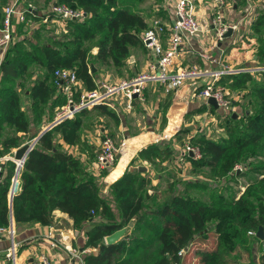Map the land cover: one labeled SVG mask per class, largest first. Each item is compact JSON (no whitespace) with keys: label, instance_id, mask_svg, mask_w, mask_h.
I'll return each mask as SVG.
<instances>
[{"label":"trees","instance_id":"16d2710c","mask_svg":"<svg viewBox=\"0 0 264 264\" xmlns=\"http://www.w3.org/2000/svg\"><path fill=\"white\" fill-rule=\"evenodd\" d=\"M1 1L5 3L0 4L2 22L3 7L10 0ZM55 2L81 8L85 16L82 20L62 19L68 33L59 37L48 34L44 38L38 28L32 32L31 39L14 38L7 47L0 61V157L13 154V147L38 135L39 130L29 134L31 127L42 126L43 119L39 122L26 112L23 96L28 97L33 105L49 104L48 115L44 112L41 115L49 121L54 118L53 109L62 103L53 78L55 68H73L81 88L92 89L96 86L98 69L111 66L122 73L131 48L145 46L142 31L147 27V21L138 0ZM244 2L246 4L247 0ZM23 3L19 0L21 6ZM158 9L161 11L160 6ZM43 14H39L36 7L28 10L26 18L15 24L14 29L24 27L32 18L41 19ZM250 25L252 32L246 35L251 43L249 50L256 62L264 63V7L258 9ZM241 41L229 43L223 57L227 58ZM94 46L96 52H92ZM32 63L43 66L50 77H37L21 91L20 86ZM90 63L97 66L94 72H90ZM255 72L262 78L257 79L248 70L222 74L217 80L219 83H225L230 90L246 91L243 97L248 100L247 107L236 117L232 112L223 119L217 115L223 126L222 135L213 137L199 131L188 139L191 145L198 147L200 155L186 152L185 159L195 167H208L212 178H237L245 171L238 173L236 164L241 165L252 156L264 154V69ZM168 103L166 100L163 104V113ZM232 103L239 104V101L233 100ZM207 107L201 102L185 116L203 112ZM208 109L217 114L213 105ZM94 112L107 114L119 123L112 108L97 104L53 124L39 135L28 152L18 173L21 181L11 194L16 162L12 158L0 160V226L9 225L11 220L49 224L54 219L55 209L66 212L75 228L89 223L84 247L91 250L84 254L83 264H264V248L259 245L257 255L252 249L253 241H259L258 236L253 234L250 238L247 235L249 230L264 223V160L244 164L245 169L255 175L238 196L232 193L225 197L217 189V194H211V201H207L196 194L178 191L157 202L156 193L148 192L151 178L143 176L146 168L144 165L140 168V160H146L159 172L165 169L167 165L163 162L172 157L176 148L170 140L146 143L107 188L106 194L115 202L114 209L112 202L103 195L97 175L87 172L81 158L65 148V145L80 144V148L96 155L95 148L81 135L82 128L87 126L86 119ZM165 121L163 115L162 123ZM183 127L175 133L174 140L181 146L184 134L189 130ZM6 129L9 131L5 133ZM107 130L112 135V129ZM135 161L140 164L134 166ZM106 170L102 169L101 174ZM187 185L206 186L204 182L191 181ZM210 206L215 211L213 222L208 224ZM97 216L104 220H95ZM133 216L136 221L129 236L112 243L105 242V235L126 224ZM210 234L214 237L211 246H196L193 250L191 244L195 239L201 240ZM191 251L195 258L192 263L187 260Z\"/></svg>","mask_w":264,"mask_h":264},{"label":"crops","instance_id":"0c3cea01","mask_svg":"<svg viewBox=\"0 0 264 264\" xmlns=\"http://www.w3.org/2000/svg\"><path fill=\"white\" fill-rule=\"evenodd\" d=\"M138 1L140 2V6L142 7V13L145 17V20L147 21V26L151 25L154 19H159L160 21H163V22L169 21L168 10H166L168 13V16H167L166 12H163L162 10L159 11L158 9L159 7L155 8L156 5L164 6V8H166L165 7L166 2L164 4V1L166 0H138ZM224 3L221 6L217 1L216 4H213L212 6L217 7V12L219 11L222 15V18L227 20L225 18L226 14L223 13ZM252 3L256 4L253 8L252 15L249 16L247 12L241 10L240 12H237L236 14H231L232 17L230 18V20L237 22L238 27L239 26L246 27L247 25L241 24V21L243 20L245 16H247L248 19L246 20L247 21L246 23H248V27L246 28L247 31L244 32V34L246 35L249 34V32H252L250 24L252 20L257 16L258 9L261 7H264V0H247L246 5L251 6ZM233 4L235 6V3ZM197 7H198L197 14L199 17L200 29L193 38H190L188 40L189 44L187 43L183 44L181 51L176 57L174 67L175 68L176 66L177 67H181V66L188 67V66L197 65L198 68L208 71L209 69L217 68L219 66L218 64L214 62L206 61V59L204 60L200 56V52L202 51L207 52L211 57L220 53L224 61L227 59L223 57V51L226 48V46L229 43H233V41H235L239 37L238 35L243 36V33L239 34L240 31H239V28L237 27L236 30H233V33L231 35L222 38L221 39L222 53L218 47L215 49L212 48L211 45L214 42H216L217 44L218 41H220V39H218L216 35V31L212 23V18L217 12L213 16L208 15V11L205 9L206 8L205 3L198 4ZM38 13L40 14L41 12H39L38 10ZM239 23L241 25H239ZM210 30L212 32L214 40L216 41L208 42L207 33ZM96 51H97V47L95 46L93 47L92 52H96ZM5 52L6 50L3 52L2 57L4 56ZM131 54L132 56L129 58L130 63H128L125 68V71L127 73L130 74L131 72H133V74L129 76H133L140 72L146 71L149 67V63L153 61L149 51L147 50L145 46L132 47ZM2 57L0 56V61ZM252 57H254V55H252ZM253 60L255 59L253 58ZM95 67L97 69V66ZM99 70H104V68L98 69V72L96 75H101L100 74L101 71ZM208 75L209 74L205 76L202 75V76L189 77L185 79L183 85L180 88L169 90V91L165 90L163 85L160 84L158 81H155V80L147 81L145 84L144 90H143L144 99L143 100L135 99L133 101L132 107L125 109L124 113L121 110H119L118 107H116V104L114 103L113 100H111L112 104L97 103V104H105L109 108H112L114 112L116 113L117 117L119 118L118 124L113 123L114 119L111 118L113 120V122L110 123L111 126L113 125L112 129H114L116 125L118 126L120 124L122 115L124 116L125 112L131 111L134 108L135 101L138 104V106H140V104L141 105L144 104L145 106V101H146L145 99L146 98L149 99V96H152V98L156 100V108L158 106L157 110L159 113L156 110H153V109L151 110V111H154L153 113L154 121L156 119V116L158 117V115L160 114V117H158L159 122L157 124H153V126L148 125V127H145L147 128L146 130L138 132L136 133V135H132V137H130L131 135H126L127 137H125V139H122V141L125 140V143L129 147L125 148L124 151L121 150L119 152V154L117 155L118 162L116 166L113 167V169L111 168L110 170H108L107 174H104V175L102 174L99 177L97 176L99 180V187L103 193L105 190L107 191V188H108L107 182H106L107 175L108 174L112 175L113 178L112 179L110 178L111 181L119 177L120 174L123 172L125 166L129 164L131 158L137 154L138 149H140L142 145H145V143L164 140L165 138L169 137V135H171L172 132L174 131L173 130L172 132H170L169 128L171 127V125H172V129H176V127H179L180 125H183V124L186 125L187 123L192 124L195 122V120L190 117L185 119V114L190 109L200 105L201 102L199 101L198 97L192 95L193 88H195V86L197 85H203L205 81L208 79ZM121 78H124V77H121ZM121 78H118V79H121ZM118 79H114L111 81H115ZM95 81H99V80H96L95 78ZM166 100H169V103L167 104L166 110L163 113L162 108ZM94 106L89 107V108H93ZM207 110L201 113L205 114L208 112ZM209 113L211 112L209 111ZM163 115L164 117H166V121L164 124L162 123ZM187 120H189V122H187ZM103 126L104 125L100 127L101 133L104 128ZM193 131H196V129H193ZM83 137L85 138V141L88 144H91L93 141L94 143H96L97 141V139L96 140L93 139V136L90 133L84 134ZM25 142H30V141L25 140L20 145H22ZM79 146L80 144L67 145V149L73 154H76L81 158V160L83 161L85 165V169L87 172L97 175L92 165V161H90L92 159H89V156L93 157L94 159L95 158V156H93L94 154L91 155V151H89L86 148H80ZM174 146L176 148L175 152L173 153L172 157L169 160L163 162L167 166L165 167V169L159 171V173H157V170L153 167V165H151L146 160H144V162H147V164L145 165L141 161H140L141 164L139 162L138 163L140 164V166L144 165L147 171H149L151 174L157 173L159 175L165 172V170H174V168L175 169L179 168V170H182L180 166H184L186 165V163L194 166L187 159L182 162L179 161L178 156L180 154L181 146L175 141H174ZM17 147H13L11 151H14ZM96 150L97 148H95V151ZM7 154L6 156H8ZM4 156L5 155L1 156L0 160L4 159ZM87 160H89V162ZM120 163H122V166L119 168V166L121 165ZM181 172L183 173V170ZM153 178H156V176ZM110 179H108V181H110ZM20 181L21 180L19 179V182ZM53 214H54V219L49 224H42L40 222H18L16 223L14 221L13 222V228H14L13 234L8 233L7 231L0 233V264H13L12 260L6 256L7 247L11 244L12 240H14L16 243L15 264L17 263L35 264L37 260V255L39 252H44L45 254L48 255V257L52 261L58 264H83L84 254L90 250L89 247H84V243L86 240V229L89 226V223L85 224L81 228H75L73 226L72 218L69 217L66 212H63L59 209H55L53 211Z\"/></svg>","mask_w":264,"mask_h":264},{"label":"built area","instance_id":"2783aa9c","mask_svg":"<svg viewBox=\"0 0 264 264\" xmlns=\"http://www.w3.org/2000/svg\"><path fill=\"white\" fill-rule=\"evenodd\" d=\"M166 2V4H165ZM222 6L223 0H218ZM165 7L169 12V21L163 22L159 19H154L151 25L147 26L142 31V41L149 51L152 60L146 71L140 72L136 75L124 77L115 81L100 79L96 81V86L92 89L81 88L80 79L73 68L57 67L53 70L54 82L57 88L61 90L66 97L65 105L54 115L50 122L55 124L65 118L74 116L80 109L89 108L97 103H109L114 101L116 97L125 98L126 108H131L135 99H144V87L147 81L155 80L163 85L165 90H174L180 88L185 78L193 76L208 75V79L203 85H197L193 88V96L198 97L200 102L207 104V98L213 96L218 107H215L217 112L221 114H229L232 109V101L225 94L224 84L219 83L218 78L228 72H237L240 70L255 71L264 69V66H243L236 67L227 64L223 61L220 53L210 56L207 52H200V56L206 61H211L218 64L219 67L204 70L198 68L197 65L188 67H174L176 57L183 44H189V39L193 38L200 29L199 17L196 13L197 3L195 0H166ZM35 10V6L28 2L27 5L21 6L19 0H10L3 7V18L0 25V56L7 49L9 44L14 40V26L26 18L28 10ZM56 17L62 19L76 18L82 20L85 12L81 8H76L66 2H53L49 8L44 12L41 21L46 22L49 19L53 20ZM212 23L216 31L218 39H222L224 32L232 27L236 30L237 22L232 20H225L218 11L212 18ZM242 36V35H239ZM212 48H217L218 45L214 42ZM222 53V48H221ZM114 96V97H113ZM125 144V140L121 144L115 142L114 138L109 134L107 129L103 128L101 133V141L96 150V155L92 161L94 169L101 170L111 166L121 150V145ZM192 152L194 156H199L197 146L191 145L186 141L178 156L179 161H184V153ZM10 158V156H4ZM237 170L241 169L240 164H236ZM19 173V172H18ZM18 174L12 177V192L18 184ZM13 220L7 226H0V233L7 231L10 234L14 233ZM251 232V230H250ZM71 249V248H70ZM76 255V254H75ZM6 256L10 258L15 264L16 261V243L12 240L7 247ZM35 264H58L52 261L47 254L39 252Z\"/></svg>","mask_w":264,"mask_h":264},{"label":"rangeland","instance_id":"374dc122","mask_svg":"<svg viewBox=\"0 0 264 264\" xmlns=\"http://www.w3.org/2000/svg\"><path fill=\"white\" fill-rule=\"evenodd\" d=\"M22 1L24 2L23 3L24 7L27 5L28 2H30L37 8V10H39V12L42 13V12H45L49 8L50 4L55 2L56 0H22ZM195 1H196L197 5L205 3V5H206L205 9L208 11V15L213 16L217 12V7L212 6V5L216 4V2L218 0H195ZM223 1L225 2L224 6H223V8H224L223 13L226 14L225 18L227 20H230V18L232 17L231 14H236L237 12H240L241 10L247 12L249 16L252 15L253 14V8L256 5L254 3H252L251 6L246 5L244 0H223ZM234 2H235V6L233 4ZM1 3L5 4L0 0V4ZM142 4H144V3H142ZM157 7H159V5L155 6V8H157ZM0 8H1L0 10H2L1 6H0ZM196 8H197L196 13H197L198 7H196ZM160 10L165 12L167 9L164 8V6H160ZM225 12H227V13H225ZM247 19H248L247 16H245L243 18V20L241 21V24L247 25L246 27H243V26L238 27L239 31H240L239 34L243 33V36L238 35L239 37L235 41H233V43H235L238 40H242L241 41L242 43L239 46L236 45V47L232 48V51H231L232 53H229L227 59L224 61H225V63H227V64L229 63L230 65H233L236 67L264 66V63L256 62L255 60H253L254 57H252L251 51L249 50L251 43H250V41H247L246 34H244V32L247 31L246 28L248 27V23H246ZM241 24L239 23V25H241ZM0 25H1V19H0ZM38 28H39V31H41L42 34L44 35V38L48 34L49 35L56 34L57 37H59L64 33H68L67 29H66V23L64 22V20H62V18L55 16V18L53 20L49 19L48 21L43 22L40 20V18L36 17V18H32L31 21H29L24 27H22L20 29L17 28V30H15L13 33L14 38L28 37L31 39L32 38V36H31L32 32L35 30H38ZM207 40H208V42L216 41V40H214V37L212 35L211 30L207 33ZM92 49H93V47H92ZM147 50L151 51V53H152V50H150V49H147ZM131 56H132V54H130L129 57L127 58V64L130 63L129 58ZM127 64H126V66H127ZM126 66L123 68L122 73L116 72L113 69V67H111V66L104 67L105 71L99 70V71H101L100 72L101 75H95V78H96V80H100L102 78L104 80L111 81V80L118 79L121 77H128L129 75L133 74V72H131L130 74L127 73L125 71ZM28 72H29L28 76H26L23 79L22 84L20 86L21 91H23L24 88L29 86L30 83L35 78H37V77L39 78V77H43V76L44 77L49 76L46 73V70L43 68V66H39L36 63H34V64L32 63L29 66ZM41 72H43V74H41ZM252 72H253L254 77H256L257 79L262 78V76L259 73L256 74L255 71H252ZM45 73H46V75H45ZM222 84H224L226 96L231 101H233V100L239 101V104H233L232 103L231 112H236L240 115L242 113V111L245 109V107H247L246 106L247 98L243 97V92H246V91L230 90L229 87L225 83H222ZM58 93L61 94V96H62V103L59 105V107L57 109H53L54 115H56V113L63 108V106L65 105V101H66L65 94L61 90L58 91ZM145 100H146L145 106H144V104H142V105L140 104V106H138V104L135 101L134 102L135 106L132 109L133 111L131 110V111L125 112L124 116L122 115V119L120 120V124L118 126L116 125V127L114 129H112L113 125L112 126L110 125V123L113 122L112 119H114V118H112L111 116H108L107 114H105V115L104 114H97L94 112L92 117L86 119V124L88 127L85 126L82 128V130H81L82 138H83L84 134L90 133L93 136L94 140L97 139L96 143H94V141L91 143V146H93V149L98 148L100 141H101V128L100 127L102 125H104V126H106L107 129L108 128L112 129V135L111 136L114 138L115 142H117L118 144H121L122 139H125V137H127L126 135H131L130 137H132V135H136V133L146 130L147 128H145V127H148V125L153 126V124H157L159 122L158 117H160V114L158 115V117L156 116V119L154 121V116H153L154 111H151L153 109V110H156L158 112V110H157L158 106L156 108V100L153 99L152 96H149V99L146 98ZM23 101H24V106H25L26 112L28 113V115L31 118L38 119L39 122L41 121V119H43L41 121L43 127L47 126L53 120L52 119L49 121L48 120L49 118H47V117L43 118V116L41 115L42 112H44L45 115H48L49 104H34L33 105V104H31L30 100L26 96H23ZM114 103L116 104V107H118V109L121 110L123 113H124V110L127 109L125 106V98L124 97H119V96L116 97V99H114ZM207 111L208 112L205 114H202L201 112H196L192 115L185 116V119L190 117V118H193L195 120V122L192 124L191 123H187L186 125L183 124L184 127L189 128V130H187L186 133L184 132L185 134H184V137L182 139V142L185 143L186 141H188V139L190 138V136L192 134H194L195 132H199V131H203L206 134L212 135L213 137H218V136L223 134V132H224L223 128H222L223 126L220 125V118H218L217 115L219 114L221 119H223L225 116H227V114H221L217 111H216L217 114L212 113L209 109ZM209 111L211 113H209ZM47 121H49V122H47ZM187 122H189V120H187ZM113 123L117 124L115 119H114ZM42 126L34 125L29 130V134H34L38 130L41 131V129L43 128ZM180 127H182V125H180L179 127H176V129H172V125H171L169 130H170V132H172L173 130L174 131L172 132L171 135H169V137L165 138L164 140L165 141L170 140V141L174 142L175 133L180 129ZM193 129H196V131H193ZM8 131L9 130L6 129L5 133ZM33 139L34 138H31L29 141H32ZM159 141H163V140H159ZM127 147H129V146H127V144L125 143L123 146L121 145V150L124 151V149ZM65 148L67 149V145H65ZM262 154H257L255 156H252L249 159H247L244 163H241L242 168L237 170V172L239 173L241 170L242 171L244 170L245 173H243V174L239 175L237 178H233V179H228L227 177H223V178H219V179L212 178L210 175L209 168H207L205 166L194 167V166L189 165L187 163L184 166L179 165L180 168H182L183 173L181 172L182 170H179V168L178 169L174 168V170L171 172L165 170V172H163V173H161V175H159V174H157L159 172L151 174L146 169V172L143 176H149L151 178V183L147 186V188H148L149 193H153V192L156 193L157 202H162L163 200H165L169 196L170 193H176L178 191H185V193L187 195L196 194V195L204 198L207 201H211V194H217V189H220L223 196H225V197H229L230 194H232V193H236V196H238L241 193V191H243L245 189L250 178H252V176L255 175V173H253L252 171L245 169L246 167H244V164H253V163H257L259 161H263L264 160V158H263L264 154L263 155ZM7 155L10 156V158H13L12 153H8ZM89 159H92L90 161L94 160L93 157H90V156H89ZM87 161L89 162V160H87ZM140 161L144 165L147 164V162H144V160H140ZM117 162H118V159L116 158L115 162L111 166L106 168L107 170L105 171V173H103V175L107 174V171L110 170L111 168L113 169V167L116 166ZM138 162L139 161L134 162L133 165L136 166V164ZM120 164L121 165L119 166V168L122 166V163H120ZM127 166L128 165L125 166L124 170L126 169ZM101 170L95 169L97 176L102 175ZM246 170H247V172H246ZM110 175L111 174L107 175V180H106L107 187L111 184V182H113L116 179L115 178L114 180L111 181V179L113 177H112V175L110 177ZM155 176H156V178H153ZM108 179H110V181H108ZM190 181L191 182H204L206 184V186H205V188H200V187H196V186H192V185H187V183ZM106 193H107V191L105 190L103 195H105L106 199H108L110 202H112L113 208L115 209L114 200H112L110 198V196ZM146 202H148V204H152L151 200H147ZM214 211H215V208L210 206L208 209V224H209V222H213L212 214L214 213ZM94 219L95 220H98V219L104 220L103 217H99V216L95 217ZM135 221H136V216H135ZM125 225L126 224H124L123 226H125ZM260 225H264V223L263 224L261 223ZM132 229H133V227L129 230V232L127 234H124L122 236V238L129 236V234L132 232ZM257 229H258V227H257ZM257 229H255V230L251 229V232L249 230L248 231L249 233H247V235L250 238H252L253 234L256 235ZM263 231H264V226H263ZM257 238L259 239V241H253V245H252V249L256 255L258 254L257 252H258V249L260 248L259 245H261V247L264 248V238H262V239H260L259 237H257ZM213 239H214L213 235L210 234V236H208L207 238H203L201 240L195 239L192 242L191 246L193 247V250L196 246H211ZM89 249L91 250V248H89ZM194 259L195 258L193 257V251H191L190 254L187 256V260L192 263L194 261ZM17 264H19V263H17Z\"/></svg>","mask_w":264,"mask_h":264},{"label":"water","instance_id":"95a60500","mask_svg":"<svg viewBox=\"0 0 264 264\" xmlns=\"http://www.w3.org/2000/svg\"><path fill=\"white\" fill-rule=\"evenodd\" d=\"M233 33V29L232 27H229L223 34V37H227L229 35H231ZM218 48L221 50V45H222V41H218L217 43ZM96 70V67L94 65V63H90V72H94ZM208 103H210L211 105H213L214 107H218V103L216 101V99L213 96H209L207 98ZM232 115L234 117L237 116L236 112H232ZM52 126L51 124H48L47 126H45L38 135H36L34 137V139L30 142H25L22 145L18 146L14 151H13V158L16 161V168H15V173H14V177H16V175L19 172V169L25 159V157L27 156L28 152L30 151V149L33 147L34 143L36 142V140L38 139L39 135L41 133H43L45 130H47L48 128H50ZM190 154L192 155L193 153L190 152ZM144 166H140V168H143ZM145 168V167H144ZM12 193V185H11V189H10V194ZM135 223V216H133L127 223L125 226L119 227L117 229H115L114 231H112L111 233L105 235L104 239L106 243H112V242H116L118 240H120L122 238V236L124 234H127L129 232V230L133 227ZM263 226L264 225H259L258 229L256 231V235L262 239L264 238V231H263Z\"/></svg>","mask_w":264,"mask_h":264}]
</instances>
